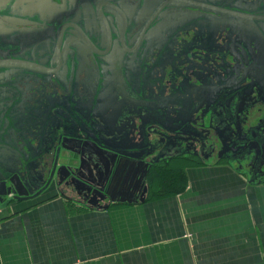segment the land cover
I'll use <instances>...</instances> for the list:
<instances>
[{"label":"flooded vegetation","instance_id":"1","mask_svg":"<svg viewBox=\"0 0 264 264\" xmlns=\"http://www.w3.org/2000/svg\"><path fill=\"white\" fill-rule=\"evenodd\" d=\"M6 64L18 70L0 77V131L11 116L18 127L12 140L41 137L46 150L56 145L44 146L49 130L65 124L63 152L71 157L63 163L71 168L48 187L10 207L42 199L54 184L68 199L75 194L84 206L108 208L148 193L152 174L171 158L264 171V0H0V67ZM241 74L252 78L244 82ZM216 81L234 93L251 83L245 92L253 102L231 104L235 140L225 133L223 108L210 106ZM192 92L202 99L187 98ZM196 108L206 125L213 122L203 146L181 126ZM72 111L76 129L65 123ZM250 113L262 119L246 134ZM153 123L158 135L145 146L135 126ZM9 137L0 132V146ZM80 158L84 167L96 165L98 177L78 170Z\"/></svg>","mask_w":264,"mask_h":264},{"label":"crops","instance_id":"2","mask_svg":"<svg viewBox=\"0 0 264 264\" xmlns=\"http://www.w3.org/2000/svg\"><path fill=\"white\" fill-rule=\"evenodd\" d=\"M160 166L184 171L186 188L96 208L53 184L38 201L0 210V264H264L262 168L182 158Z\"/></svg>","mask_w":264,"mask_h":264},{"label":"water","instance_id":"3","mask_svg":"<svg viewBox=\"0 0 264 264\" xmlns=\"http://www.w3.org/2000/svg\"><path fill=\"white\" fill-rule=\"evenodd\" d=\"M2 70H6V71H2ZM11 70L13 72L18 70V68L9 64H6V66H1L0 77L2 76L3 78L6 77L7 76L6 74L9 73V71ZM241 77L242 79H244V82H246L245 81L246 79L250 80L252 78L250 76H245V74H241ZM170 78H173V76H170ZM195 79H197V81L200 83V87L204 86V84L201 83L198 78ZM182 83L185 84L184 80ZM216 83H217L216 86H213L212 89H209L211 90V92H214L213 94H216L210 106L211 107L219 106L223 108L222 114L224 116V122L226 120V122L223 123L226 124L225 133L232 140H235L237 126L234 125L233 122V119H235L234 118L235 115L233 114V112H231L232 110L231 104L235 103L237 107V105L241 102V100L244 97L246 99L249 98L250 101L253 102V99H251L249 96L251 95V92L248 91L247 93L245 92L251 86L250 85L251 83H248V85H245V87L243 86L238 93L232 92L230 88L225 85H220L218 81H216ZM183 89H185V87ZM186 96L187 98L194 99L193 102L194 101L197 102V100L202 99V97L199 98V95L194 94V92ZM220 99H222V101L229 99L230 103L226 104L225 106H222L221 101L218 103ZM197 109L199 108H196L192 114L193 118L191 120H188L186 123L182 122L181 126L185 128L184 130L192 131V133L195 134L194 136H196V138L194 137L195 138L194 142L199 145L201 144V146H203L202 144H207L212 139L209 137V134L211 133L213 122L211 121L208 123V125H206L205 116L197 115L198 112L201 110V109L199 110ZM50 110L52 113L55 114V109L53 107H51ZM73 113L75 112L72 111L69 120L66 121L65 123L70 127L73 126V129H76V126L79 125L78 124L79 118L75 117ZM230 115L231 117H229ZM7 119L9 120V122L6 120L5 127H3L0 131L2 135L5 134V136L7 135L10 136L9 139L8 138L5 139L4 145L0 146V160H2V162H0V210L8 209L11 203L15 201L23 202L26 199L28 192L30 190H36L39 186L42 185L48 187L51 181L56 177V175L60 174L62 169L68 170V168H71L70 167L71 165L67 166V164H70L69 162L66 163V165L63 164L64 162L71 160V157L68 156L67 153L63 152V150H65V148L63 147V143L67 140V136L65 135L66 134L65 131H67V129H65L66 128L65 124H62L59 127L52 126V129L49 130V132L47 133V137L43 139V141L45 142L44 146L48 148V146L53 142H56V145L55 147H52L50 149L43 150L40 147L42 144L41 137L36 138L35 139L36 142L33 141V139L32 140L29 139V141H33L34 143L29 142L25 137L19 138L20 140H16V139L12 140V138H14L13 135L16 134L15 129H18V127L10 126V122L14 121L11 120V116H8ZM261 119L262 116H253L252 113L247 115V118L243 120L244 122L243 124L245 125L243 129L244 131H246V134L248 133L249 130H256L257 125L254 124H256L258 121H261ZM180 122L181 121H179V123ZM134 123L136 124V122ZM155 124L157 123H153V125L141 124L135 126V133L143 137L145 146H149L150 144H152V137L158 135L153 130L154 128H152ZM83 125L84 122L83 120H81L80 127L78 128H82ZM157 125L163 129L161 123ZM69 126H67V128ZM211 136L216 137L214 134ZM261 138H262L261 141H264V137ZM126 150H138V149L126 148ZM129 154H133V153H128L126 157L137 159L135 156ZM82 155H83L82 157L91 156L89 152H84ZM246 155L249 156L250 153H246ZM94 158H96V160L99 161L98 169L99 170L104 169V163H103L104 161L102 160V158L96 155ZM78 162H79V167H78L79 171H84V173L95 172L97 176L98 170L96 165L89 164L87 167H84L82 158H80ZM34 167H39V170L32 174L30 171H32ZM111 172L113 174L118 172V163H115L113 165ZM46 177L48 178L47 181H45ZM82 178L85 181H89V179L86 180L85 177H83L81 174L77 176V180H82ZM101 191H104V189H101Z\"/></svg>","mask_w":264,"mask_h":264},{"label":"trees","instance_id":"4","mask_svg":"<svg viewBox=\"0 0 264 264\" xmlns=\"http://www.w3.org/2000/svg\"><path fill=\"white\" fill-rule=\"evenodd\" d=\"M185 182L186 174L184 171L168 167L161 168L152 174L149 182V193H163L165 191L166 194H177L186 188Z\"/></svg>","mask_w":264,"mask_h":264}]
</instances>
